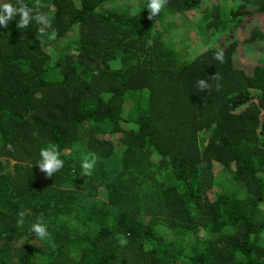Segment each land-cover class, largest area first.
I'll use <instances>...</instances> for the list:
<instances>
[{"label":"trees","instance_id":"16d2710c","mask_svg":"<svg viewBox=\"0 0 264 264\" xmlns=\"http://www.w3.org/2000/svg\"><path fill=\"white\" fill-rule=\"evenodd\" d=\"M111 1L25 0L51 17L39 38L35 21L0 25V264H264V56L240 60L264 41V0L195 15L190 48L177 19L222 0H167L151 20L149 0ZM50 143L64 167L47 177Z\"/></svg>","mask_w":264,"mask_h":264},{"label":"clouds","instance_id":"9594fccd","mask_svg":"<svg viewBox=\"0 0 264 264\" xmlns=\"http://www.w3.org/2000/svg\"><path fill=\"white\" fill-rule=\"evenodd\" d=\"M167 4V0H149L147 9L149 10V19L158 16ZM19 16L17 27L27 28L33 21L39 28L37 29V38L47 35L48 29L52 28L51 17L40 10L39 7H29L25 0H15V4L11 0H0V25L5 28L8 27L9 22L14 20V17ZM54 36V33H53ZM215 59L223 61V52L218 51ZM99 73H97L98 75ZM219 79V75L214 76ZM198 86L201 90L209 89L210 85L203 79L198 80ZM219 85L217 88L219 89ZM11 148V145H9ZM40 161L38 163L41 172L45 173L47 177H52L56 172L64 167V161L60 158L58 146L55 144H48L40 150ZM95 165V159H84L80 163L82 169L81 176H90ZM27 213L23 210L17 214V227H23L25 223V216ZM30 231L34 233L39 239L43 240L50 236L47 225L43 221V217H38L37 220L30 225Z\"/></svg>","mask_w":264,"mask_h":264},{"label":"rangeland","instance_id":"374dc122","mask_svg":"<svg viewBox=\"0 0 264 264\" xmlns=\"http://www.w3.org/2000/svg\"><path fill=\"white\" fill-rule=\"evenodd\" d=\"M220 1V0H219ZM223 3L221 5H218L219 11L215 7L209 6L208 2L202 3L201 4V10L196 11V12H190L189 13V19H186L184 17H181L177 19V27L173 30L172 35L177 39L178 44L182 47H188L190 48L192 46V43L196 45H202V38L200 40H193L196 39V37L191 36V34L188 32H197L195 26L191 27V18L196 15L198 19L200 20L203 12H208L209 10L214 9V13L212 14H217L219 16L223 15L224 10L228 9L230 4L226 3L224 0H222ZM137 0H118V1H111L109 3V6H105L106 8L109 7L110 9H125L129 10L130 12L134 13L136 12L137 9ZM221 12V13H220ZM211 13V11H210ZM222 14V15H221ZM175 20L174 18L169 19V21ZM254 23L258 24L261 28H264V17H258L254 19ZM242 33V30L239 31ZM77 35H70L68 37H63L60 41L61 45H69L72 43V40L76 39ZM192 42V43H191ZM261 44L256 45V46H247L241 49L240 51V60L243 61L244 63L247 64H255L256 61H258L259 58L264 56V41H260ZM50 50H52V53L54 55V58L57 57V52L50 47ZM240 63V62H239ZM216 169H222L220 165H216ZM216 181L217 183L215 184L214 188L212 189V193L214 195H217L221 191L228 189L230 185H232L233 180L230 177L229 173L226 171L222 170L219 174L216 176ZM264 209V204L263 207Z\"/></svg>","mask_w":264,"mask_h":264}]
</instances>
